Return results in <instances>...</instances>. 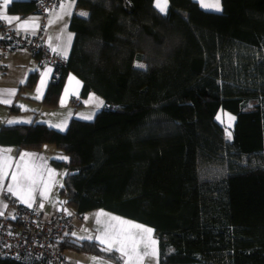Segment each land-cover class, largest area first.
<instances>
[{
  "label": "trees",
  "instance_id": "1",
  "mask_svg": "<svg viewBox=\"0 0 264 264\" xmlns=\"http://www.w3.org/2000/svg\"><path fill=\"white\" fill-rule=\"evenodd\" d=\"M154 1L75 0L88 15L70 16L66 65L43 102L57 103L71 72L81 99L95 93L104 105L64 130L3 124L0 144L63 152L53 162L65 169L64 204L151 226L158 264H264V0H220L218 11L168 0L165 12ZM34 2L7 10L24 16ZM37 79L30 72L21 88ZM219 109L235 118L230 139ZM57 241L62 252L117 259L94 240Z\"/></svg>",
  "mask_w": 264,
  "mask_h": 264
},
{
  "label": "crops",
  "instance_id": "2",
  "mask_svg": "<svg viewBox=\"0 0 264 264\" xmlns=\"http://www.w3.org/2000/svg\"><path fill=\"white\" fill-rule=\"evenodd\" d=\"M12 1L15 0H10V3ZM197 1L200 6H202L201 0ZM10 3L5 6L4 0H0V14L19 18L9 23L17 32L34 33L37 27L32 28L29 26L28 28H21L20 25L23 24L24 21L29 20V18H34L38 24V15L35 12L24 16L9 13L7 7ZM203 3L215 4L217 0H203ZM218 3L220 6V0H218ZM61 5H64V7L61 8ZM203 8L209 10L215 9ZM77 9L78 7L75 3L72 4L71 0H63L49 12L45 27L46 46L52 50L55 49L54 51L65 58L69 54L73 39V33L68 28V21L72 14H80ZM33 71L38 72V79L34 87L31 89L21 88L28 74ZM45 73H47V75H45ZM52 78L53 69L49 66L40 64L37 55L27 49L10 50L5 58H0V90H15L14 94L8 92L0 93V99H7L10 101L9 103L0 102V126L3 124L44 123L55 129L64 130L69 119L73 117L68 109H71V105L83 104V100L85 101L91 93H89L86 98L81 99L80 91L82 88V81L75 74L68 72L57 103L54 106H47L43 102V97L47 85ZM42 80L44 81L43 85L41 84ZM38 88L39 92L37 91ZM37 96H40V98L37 99ZM62 98L64 100L63 104H61ZM76 99H78V102L75 101ZM102 100L101 103H103ZM13 106H15V108L11 109ZM9 121L14 122L8 123ZM0 149L11 150L7 152L6 155L11 158L10 163L12 165L11 167L5 168L7 175L0 179V213H2L0 217H11L13 215L12 207L5 202L3 195L11 194L18 201L22 202L18 195H14L8 191L9 186H13L15 190L11 176L13 172L18 170V164L21 166V170L24 165H27L30 168H37L41 174L30 202L37 203L45 215L54 214L59 210L66 212L65 207H67V205L64 204L59 191V184L62 183L64 168L62 166H57L53 162L54 160H66L61 159V157H63V154H61L62 152L58 151L50 144L44 145L40 150L17 149L15 146L1 144ZM22 153L34 154V156H26L24 160L21 161L20 158ZM45 189H47L46 196H41L40 193L45 191ZM25 198L27 199V196H25ZM4 205H6V207H4ZM41 205H43V207H41ZM69 216L71 217V215ZM63 252L65 254L67 253L66 250ZM68 255L73 260V264H104L102 261H105V259L99 257L94 258L88 255L80 256L81 253L76 252Z\"/></svg>",
  "mask_w": 264,
  "mask_h": 264
},
{
  "label": "built area",
  "instance_id": "3",
  "mask_svg": "<svg viewBox=\"0 0 264 264\" xmlns=\"http://www.w3.org/2000/svg\"><path fill=\"white\" fill-rule=\"evenodd\" d=\"M63 0H35L34 12L38 15V27L34 33H22L0 20V58L10 50L27 49L37 55L40 64L53 69L59 76L66 65V58L45 44V27L49 12ZM78 102V100H75ZM11 206L13 215L0 218V256L13 258L26 264H73L59 248L58 238L72 230L70 216L59 210L45 215L37 203L31 207L13 201L3 195Z\"/></svg>",
  "mask_w": 264,
  "mask_h": 264
},
{
  "label": "snow or ice",
  "instance_id": "4",
  "mask_svg": "<svg viewBox=\"0 0 264 264\" xmlns=\"http://www.w3.org/2000/svg\"><path fill=\"white\" fill-rule=\"evenodd\" d=\"M167 2L168 0H156L155 6L161 11L165 12L167 9ZM202 6L206 8H215L216 10H219V3L217 0V3L215 4H207L203 3V0H201ZM8 3H10V0H4V5L6 6ZM71 3L74 4L75 0H71ZM64 5H61V8H63ZM80 15L86 16L88 15L85 12H81ZM62 18V17H58ZM0 19L6 20L8 23H12L13 20H17L19 18L17 17H8L6 15L0 14ZM38 27V24L36 23L34 18H29V20H26L23 22V24L20 25L21 28H28V27ZM55 50V49H54ZM140 67H143L142 65ZM47 75V73H45ZM41 84H44V81H41ZM39 92V88L37 89ZM8 92L10 94H14L15 90H0V93ZM37 99L40 98V96L36 97ZM0 102L2 103H9L10 101L7 99H0ZM64 103L63 98L61 99V104ZM89 119L91 117H88ZM14 121H9L8 123H13ZM230 136V133H229ZM11 150H4L0 149V179H2L7 173L5 172L6 167H11V158L6 155L7 152H10ZM26 156H34V154L29 153H22L21 154V161L24 160ZM61 159H67L66 157H61ZM17 171L12 173L11 179L13 181V184L15 186V190L13 186L8 187V191L14 195H18L21 199V201L26 204L28 207H31V200L33 198V192L36 188V185L38 181L40 180V172L35 167H28L27 165L23 166V169L21 170V166L17 165ZM47 189L45 191H42L40 193L41 196H46ZM27 196V199L25 198ZM6 207V205H4ZM43 207V205H41ZM2 214V213H0ZM112 220H117L121 225L123 224H130V222L123 221L120 218L111 217ZM99 223V220L97 221ZM131 228L135 229H142L144 233H151L152 230L148 228H143L141 225L137 224H130ZM139 233L133 234L124 228H115L112 226L107 227L103 235L101 237H96V239H99L101 243L107 244L108 247L105 249L108 250H114L118 251L122 254L123 257H126L125 264H143V260L146 257H152L157 259L158 264V256L159 252L158 249L155 247L156 242L154 240H149L147 242H144L143 249L141 250L138 247V242L134 239V235H138ZM91 239V237H89Z\"/></svg>",
  "mask_w": 264,
  "mask_h": 264
},
{
  "label": "rangeland",
  "instance_id": "5",
  "mask_svg": "<svg viewBox=\"0 0 264 264\" xmlns=\"http://www.w3.org/2000/svg\"><path fill=\"white\" fill-rule=\"evenodd\" d=\"M154 4H156V0L154 1ZM220 9H221V5L219 6V10ZM214 10L218 11L216 9H214ZM77 11H78V13H81V12L87 13V10L85 8H82V7H78ZM134 65L140 69H145V63L144 62L137 61V62H135ZM141 65L143 67H140ZM76 100H78V99H76ZM101 100H102V97H100L99 95H97L95 93H91L90 96L87 97L85 101L83 100V104L73 105V106L71 105V109H68V110L70 111L71 115H73V117L89 121L94 117L96 111H98L102 107V104L104 105V101L102 100L103 103H101ZM74 110H75V112H74ZM88 117H91V118L89 119ZM216 119H217V121H219L223 125L225 135L228 139H230L231 134H232V128H233L234 120H235L234 116L226 110L219 109L217 114H216ZM229 133H230V136H229ZM61 154H63L62 155L63 157H66V155L63 152ZM63 172H65V169ZM60 186H61V183L59 184V188H60ZM32 203H35V202H32ZM65 211L69 215H71L70 219H71V223L73 225V229L70 231V235L72 236V238L74 240H77V241L94 240V241L98 242L100 245H102L104 249H106L108 247V245L101 243L99 239H96V237H101L103 235L104 230L107 227L112 226V227H115L117 229L124 228L125 230H127L133 234L139 233L138 235H134V239L138 242V247L141 250L143 249L144 242H147L149 240H154L156 242L155 247L158 249V245H157L158 242H157V238L154 234V231H153L152 227L147 225V224L140 223L138 221L131 220V219H123V218H121V216H119L113 212H110L106 209H102V208H96V209H92L90 211H86L83 213L84 215L83 214L77 215L68 206L65 207ZM111 217L120 218L123 221L130 222V224L141 225V226H143V228L151 229L152 232L151 233H144L142 231V229L131 228L130 224L121 225L119 223V221L110 219ZM98 220H99V223L97 222ZM89 237H91V239H89ZM109 251H114V250H109ZM66 252H67L66 254H67L68 258H69L68 254L74 253V251L70 250V249H67ZM86 255L93 256L94 258H98V257L103 258L101 256H98L97 254L90 253V252L81 253L80 256H86ZM115 255L117 258L115 261L103 258V259H105V261H102V262H104V264H125L126 257H123L122 254L118 251H115ZM143 264H157V259L152 258V257H146L143 260Z\"/></svg>",
  "mask_w": 264,
  "mask_h": 264
},
{
  "label": "bare ground",
  "instance_id": "6",
  "mask_svg": "<svg viewBox=\"0 0 264 264\" xmlns=\"http://www.w3.org/2000/svg\"><path fill=\"white\" fill-rule=\"evenodd\" d=\"M9 196H11V197H13V201L14 202H17V203H19V204H23L22 202H20V201H18L13 195H11V194H9ZM5 200V199H4ZM6 202V201H5ZM7 203V202H6ZM8 204V203H7ZM9 205V204H8ZM11 207H12V205H11ZM72 229H73V227H72ZM68 233H70V232H68ZM64 253V252H63ZM65 254V253H64ZM70 258V257H69ZM71 259V258H70ZM72 260V259H71ZM72 262H73V260H72Z\"/></svg>",
  "mask_w": 264,
  "mask_h": 264
}]
</instances>
